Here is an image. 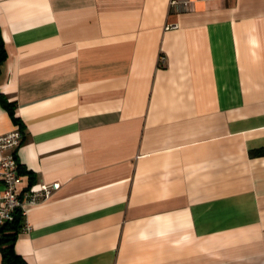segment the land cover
Instances as JSON below:
<instances>
[{
    "label": "crops",
    "instance_id": "obj_1",
    "mask_svg": "<svg viewBox=\"0 0 264 264\" xmlns=\"http://www.w3.org/2000/svg\"><path fill=\"white\" fill-rule=\"evenodd\" d=\"M0 34L18 189L59 183L27 264H264V0H0Z\"/></svg>",
    "mask_w": 264,
    "mask_h": 264
},
{
    "label": "built area",
    "instance_id": "obj_2",
    "mask_svg": "<svg viewBox=\"0 0 264 264\" xmlns=\"http://www.w3.org/2000/svg\"><path fill=\"white\" fill-rule=\"evenodd\" d=\"M160 61L164 62L163 56ZM21 141L22 133L19 129L0 134V238L4 225L12 222L17 214L22 217L21 228H27L24 221L26 206L48 198L59 187L58 182H37L33 186L18 189L22 175L18 170L14 149Z\"/></svg>",
    "mask_w": 264,
    "mask_h": 264
},
{
    "label": "trees",
    "instance_id": "obj_3",
    "mask_svg": "<svg viewBox=\"0 0 264 264\" xmlns=\"http://www.w3.org/2000/svg\"><path fill=\"white\" fill-rule=\"evenodd\" d=\"M5 58L6 51L0 34V65L5 61ZM5 104L8 105L9 103L5 102ZM21 225L22 217L17 214L12 222L5 224L2 228L0 253L3 264H27L24 259L14 251V240Z\"/></svg>",
    "mask_w": 264,
    "mask_h": 264
}]
</instances>
